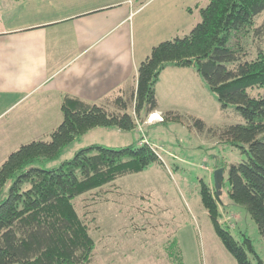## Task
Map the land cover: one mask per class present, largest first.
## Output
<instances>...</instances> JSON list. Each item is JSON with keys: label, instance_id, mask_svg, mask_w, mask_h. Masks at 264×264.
Instances as JSON below:
<instances>
[{"label": "trees", "instance_id": "obj_1", "mask_svg": "<svg viewBox=\"0 0 264 264\" xmlns=\"http://www.w3.org/2000/svg\"><path fill=\"white\" fill-rule=\"evenodd\" d=\"M201 15V22L189 34L152 48L139 65L137 85L129 93H120L107 106L64 94L63 121L50 137L20 146L0 164V198L12 181L8 196L0 201V264L93 262L95 240L75 199L152 164L165 167L160 153L148 141L119 147L94 144L57 168L46 169L43 164L98 126L136 130L160 110L157 86L168 64L194 68L222 108L234 105L243 117V123L230 125L220 135L202 119L194 118V123L200 132L248 145H239L246 153L243 161L220 167L224 168L223 184L229 182L232 202L249 210L264 238V94L250 91L264 89V23L258 26L264 0H210ZM181 117L174 110L163 112V121ZM199 193L217 235L238 264H253L247 253V248L255 252L251 240L246 237L243 244L238 242L220 221L221 197L216 187L202 179ZM168 252L175 264H185L175 241Z\"/></svg>", "mask_w": 264, "mask_h": 264}, {"label": "rangeland", "instance_id": "obj_2", "mask_svg": "<svg viewBox=\"0 0 264 264\" xmlns=\"http://www.w3.org/2000/svg\"><path fill=\"white\" fill-rule=\"evenodd\" d=\"M209 1L153 0L151 8L157 27L154 35L165 33V37L155 41L189 34L201 22V9ZM159 21L166 22L165 30L158 26ZM263 23L264 15L258 26ZM249 49L256 54L253 45ZM159 82L162 112L159 117L149 116L147 120L152 119V124L144 122L136 130L123 133L116 132L120 131L117 126H98L76 138L58 158L43 167L57 168L77 151L94 144L119 147L148 141L160 153L165 167L152 164L143 172L126 175L75 199L77 211L89 225L96 244L91 264H175L168 252L173 241L185 264H238L217 235L199 190L202 179L214 188L216 169L243 161L246 153L239 145H248H235L209 131L200 132L194 118L202 119L207 128L218 129V135L244 119L234 105L222 108L216 94L194 68L168 64ZM250 91L264 94V89ZM169 110L179 112L181 119L163 121V112ZM19 147H9V154ZM4 161L0 159V164ZM11 184L10 180L4 187L0 201L8 196ZM229 189L226 180L220 194V221L238 242L243 244L248 237L255 250L247 248L251 261L260 264L258 255L264 264V238L258 224L245 206L232 202Z\"/></svg>", "mask_w": 264, "mask_h": 264}, {"label": "crops", "instance_id": "obj_3", "mask_svg": "<svg viewBox=\"0 0 264 264\" xmlns=\"http://www.w3.org/2000/svg\"><path fill=\"white\" fill-rule=\"evenodd\" d=\"M151 2L0 0V159L50 136L64 94L107 106L136 87L139 65L165 35H154Z\"/></svg>", "mask_w": 264, "mask_h": 264}, {"label": "water", "instance_id": "obj_4", "mask_svg": "<svg viewBox=\"0 0 264 264\" xmlns=\"http://www.w3.org/2000/svg\"><path fill=\"white\" fill-rule=\"evenodd\" d=\"M214 179H215V187L218 192V194H221V189L224 181V168L220 167L216 169L214 173Z\"/></svg>", "mask_w": 264, "mask_h": 264}, {"label": "bare ground", "instance_id": "obj_5", "mask_svg": "<svg viewBox=\"0 0 264 264\" xmlns=\"http://www.w3.org/2000/svg\"><path fill=\"white\" fill-rule=\"evenodd\" d=\"M154 114H155V113H154ZM154 116L157 117V115H154ZM155 117H154V118H155Z\"/></svg>", "mask_w": 264, "mask_h": 264}, {"label": "flooded vegetation", "instance_id": "obj_6", "mask_svg": "<svg viewBox=\"0 0 264 264\" xmlns=\"http://www.w3.org/2000/svg\"><path fill=\"white\" fill-rule=\"evenodd\" d=\"M217 191V190H216ZM219 195V194H218ZM219 197H220V195H219Z\"/></svg>", "mask_w": 264, "mask_h": 264}]
</instances>
